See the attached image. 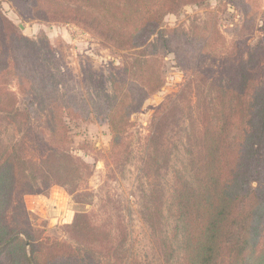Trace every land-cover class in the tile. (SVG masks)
I'll list each match as a JSON object with an SVG mask.
<instances>
[{
  "label": "trees",
  "instance_id": "1",
  "mask_svg": "<svg viewBox=\"0 0 264 264\" xmlns=\"http://www.w3.org/2000/svg\"><path fill=\"white\" fill-rule=\"evenodd\" d=\"M9 1L22 16L76 25L103 45L125 51L115 71L106 76L95 78L83 70V91L70 82L69 71L58 63L46 38L36 41L23 35L0 9V111L41 126L37 155L24 158L0 150V264H92L89 252L110 240L111 233L92 224L89 215L76 213L68 228L81 249L47 237L21 236L3 215L16 192H31L38 180L46 186L66 185L80 177L84 161L65 151L70 122L94 117L105 124L110 143L102 155L104 165L124 161L130 152V117L163 86L166 56L173 54L191 79L200 80L208 70L204 62L218 59L220 32L215 24L195 28L188 37L178 29L163 28L167 13L208 0ZM263 61L264 34L219 84L213 99L200 107L196 135L187 149L191 179L179 172L173 176L178 264H264ZM13 84L24 94L21 107ZM165 107L152 122L154 144L164 133ZM153 193L149 191L145 207L150 226L158 221L161 207ZM162 245L169 260L174 247L166 241Z\"/></svg>",
  "mask_w": 264,
  "mask_h": 264
},
{
  "label": "rangeland",
  "instance_id": "2",
  "mask_svg": "<svg viewBox=\"0 0 264 264\" xmlns=\"http://www.w3.org/2000/svg\"><path fill=\"white\" fill-rule=\"evenodd\" d=\"M0 9L23 35L40 41L47 39L58 63L69 71L70 82L83 91V70L93 77L115 71L125 51L103 45L91 33L69 23L41 21L20 15L9 0H0ZM215 24L220 41L203 66L208 70L202 79H191L179 67L174 55L163 61L164 84L149 95L139 111L130 117L129 149L124 161L104 165L103 153L109 149L110 132L94 117L69 123L66 153L84 161L85 167L74 183L46 186L39 180L31 192H16L3 221L20 235L47 237L70 243L81 249L82 243L68 228L76 213L90 216L94 225L110 240H103L88 259L92 264H178L181 260L178 223L172 214L174 173L191 179L187 149L196 135L200 107L213 99L219 84L231 75L234 65L246 59L264 34V0H208L202 5L187 4L169 12L163 28H175L186 37L195 28ZM264 72V61L260 64ZM191 79V80H190ZM264 76H260L261 85ZM107 92L109 82H104ZM12 90L21 107L24 94L16 84ZM165 107V128L158 142L152 143V122ZM35 120L0 111V150L17 152L30 158L39 152V129ZM39 134V135H38ZM44 139L48 140L47 135ZM161 203L158 221L149 225L145 207L149 191ZM171 243L174 252L167 260L162 242ZM89 245V244H87Z\"/></svg>",
  "mask_w": 264,
  "mask_h": 264
}]
</instances>
